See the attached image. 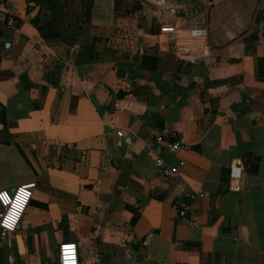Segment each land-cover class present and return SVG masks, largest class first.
<instances>
[{"label":"crops","instance_id":"obj_1","mask_svg":"<svg viewBox=\"0 0 264 264\" xmlns=\"http://www.w3.org/2000/svg\"><path fill=\"white\" fill-rule=\"evenodd\" d=\"M4 2L0 190L37 187L0 264H264V0Z\"/></svg>","mask_w":264,"mask_h":264},{"label":"built area","instance_id":"obj_2","mask_svg":"<svg viewBox=\"0 0 264 264\" xmlns=\"http://www.w3.org/2000/svg\"><path fill=\"white\" fill-rule=\"evenodd\" d=\"M15 18L13 14H7L6 5L4 0H0V26H7L15 28ZM119 136H123L121 130L118 132ZM157 148H164L165 150L173 154H181L191 150V145L181 138L173 137L172 133L166 127L161 128L159 134L156 136L153 143L145 146L147 154H156ZM155 165L160 171V174L164 177L177 176L181 169L186 165L185 160H180L177 163H169L158 154L155 158ZM243 168L239 162H233L230 168V188L235 191L241 190L240 181L242 178ZM36 183H29L14 188L13 193L11 190H0V196L2 194L8 195L7 204L0 200V238L4 242L9 237L14 235L18 227L20 226L26 210L33 198L34 191L36 189ZM23 189L24 195L21 194ZM17 197H20V203H17ZM185 214V212H182ZM9 216H13V219L8 220ZM8 223H11V227H8ZM155 232H149L141 241L144 248H147L154 238ZM78 244L72 240L64 241L59 244L58 248V264H81Z\"/></svg>","mask_w":264,"mask_h":264},{"label":"snow or ice","instance_id":"obj_3","mask_svg":"<svg viewBox=\"0 0 264 264\" xmlns=\"http://www.w3.org/2000/svg\"><path fill=\"white\" fill-rule=\"evenodd\" d=\"M21 194L24 195L23 193V189H21ZM0 200H2L5 204H7V201H8V195L5 193V194H2V196H0ZM17 203L19 204L20 203V197H17ZM11 219H13V216H9L8 217V220L10 221ZM8 227H11V223H8Z\"/></svg>","mask_w":264,"mask_h":264},{"label":"water","instance_id":"obj_4","mask_svg":"<svg viewBox=\"0 0 264 264\" xmlns=\"http://www.w3.org/2000/svg\"><path fill=\"white\" fill-rule=\"evenodd\" d=\"M13 191H14V189L11 190L12 193H13ZM18 229H19V227H18ZM71 240L74 242L75 241V236L74 237L72 236Z\"/></svg>","mask_w":264,"mask_h":264}]
</instances>
